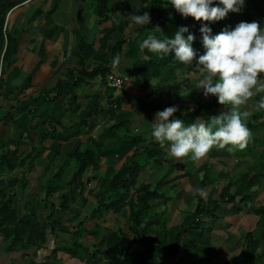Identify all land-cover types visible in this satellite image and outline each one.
I'll list each match as a JSON object with an SVG mask.
<instances>
[{"label": "crops", "instance_id": "0c3cea01", "mask_svg": "<svg viewBox=\"0 0 264 264\" xmlns=\"http://www.w3.org/2000/svg\"><path fill=\"white\" fill-rule=\"evenodd\" d=\"M141 2L112 0L108 16L98 21L94 0L1 1L0 22L5 23L6 34L1 51L6 52V61L0 86V264H87L86 258L66 250L74 242L69 234L78 231L79 223L85 231L79 228L78 241L90 253L122 242L116 216L101 213L105 221L99 224V216L88 218L93 207L79 205V200L73 205V220L71 214L58 211L51 219L42 182L80 142L99 141L101 155L107 154L102 162L113 170L119 157L125 156L123 149L130 147L121 140L124 130L141 131L140 117L131 104L114 105L115 99L125 98L129 86L109 90L100 72L93 73L106 67V76L112 74L111 50L118 41L122 43L120 71L134 81L135 64L141 60L138 29L142 25L132 24L128 14H142ZM84 109L91 116L78 134L71 126L79 123ZM117 121H125V128H116ZM90 128L95 132H89ZM60 204L59 195L56 207ZM125 233H130V227ZM146 248L139 240L133 251ZM131 264L141 263L133 260Z\"/></svg>", "mask_w": 264, "mask_h": 264}, {"label": "trees", "instance_id": "16d2710c", "mask_svg": "<svg viewBox=\"0 0 264 264\" xmlns=\"http://www.w3.org/2000/svg\"><path fill=\"white\" fill-rule=\"evenodd\" d=\"M94 1L95 6L93 11L99 21V19L101 20L108 16L109 2L112 0ZM258 1L264 3V0ZM258 10V2L256 0H245L243 8L239 12H235L239 14L238 18H234V15H231L230 11L221 20L208 22L196 20L191 16H182L170 5V0H150L147 5L150 23L144 24L138 29L139 36H141L140 42L149 34H153L157 38H171L179 27L186 26L188 32L195 36L192 46L198 56L204 53L202 35L199 31L202 24H207L214 35L225 27L230 29L239 22H248L252 19V14ZM2 25L3 21L0 22V52L3 46ZM156 27L160 30H157ZM187 34L184 33L185 36ZM121 44V42H115L111 50L112 56L120 53ZM141 51L143 58L135 64L134 81L130 83L125 91V98L119 97L114 100L116 107L121 106L123 103L131 104L138 112L141 125V131L137 134H130L126 129L122 133L121 140L127 141L130 147L123 149L125 156L123 158L119 157L118 161L120 163L115 165L113 170L109 171L108 167L104 166L102 162L103 157H107V154L101 155L102 152L98 150L99 141L95 143L80 142L70 154L65 155L61 159L55 172L46 176L42 182L43 199L46 206L51 208L50 214L48 215L51 219L57 211L59 214L72 215L71 211L74 207L75 200H78V195L83 194V200L86 197H92L94 200L93 209L88 217L89 219L93 220L101 213L106 214L110 212L118 218L117 221L120 223L121 228L119 227L117 232L122 238L129 236L130 239L124 248L120 243L110 248H104L103 250L95 248L90 253L78 241V238H80L78 231L79 228H82L81 223H79L77 225L78 231L69 234L73 236L74 242L66 246L67 252L69 254L78 252L77 256L81 260L86 258L87 264H131L133 260L139 261L141 264H151L156 261L175 257L181 248L180 254L173 264H264V248H262L264 245V234L260 238L259 247H261L258 250L254 244L252 245L254 239L252 232H243L242 243L239 247L241 248L240 251L237 254L229 256L222 263L221 260L223 259L221 257L224 254L222 248L211 245L210 242L203 246L201 245L202 242L200 243L199 241L201 240L200 236H204V231L208 227V225L204 226V220H201L199 216L207 215L212 224L215 225V223L221 222V219L215 213L221 208L222 204L229 205L231 203H237L241 205L240 209H244L245 205L253 200L252 195L264 184L263 162L257 165H248L243 162L244 165L240 168L238 166L239 161L234 166L237 172L231 171L233 174L223 176L220 183L213 184L216 181L214 180L216 177L214 166L217 164L214 162V165H211V161L207 159L208 162L204 163L200 183L197 187L203 190L207 185H212V187L222 185L218 192V200H213L211 194L206 196L207 202L212 204L211 207H205L204 201L200 194H198L195 208L193 210L178 212L182 217H180V221L177 224L173 225L167 224L168 219H166V213L156 212L154 210L162 204L159 202L160 200L163 201L167 198L163 191L166 182L162 180L161 174L153 180V183L143 180L140 175L148 173L146 169L148 165L150 167L153 165H157L158 167L164 166L167 164L168 159L166 158L165 163L163 160H160L165 155L164 153H167V149L161 148L157 142L150 141V139L152 140V123H148L147 119L144 118L145 111H150L155 114L157 111L166 108L158 102L157 96H162L166 93L170 97L173 91L179 90L188 82V78L179 75L181 78L177 77L169 85L168 83L167 85H163L160 81L162 80L161 77L164 71L173 75L176 70H179L180 66H185L197 72L200 77L202 76V70L201 66L196 64L195 58L191 65H185L177 61L172 53L167 55L159 54L160 56L155 59L154 56L156 53L149 52L147 49ZM5 58L6 52H4L3 63L6 61ZM107 71L106 67L103 69L98 67L93 73L99 74L100 72L103 77L102 82L107 85L105 82ZM152 81L157 82L154 87L151 85ZM143 84L145 87H142ZM108 88L109 90H115L114 87ZM261 95H264V92L251 97L255 110L248 112L249 115L246 123L250 131V137L245 146L243 148L232 145H226L224 147L231 154L239 152V154H243V157L251 156L254 146L262 140L258 131L264 128V119H262L264 109L258 110L256 108V103L259 101ZM209 96L206 99L201 95L197 96L196 102L192 105L185 103L186 101L184 99L182 100L175 96L174 100L177 102V111L173 114L175 116L174 118L183 120L185 125L194 122L207 123L211 116L220 114L226 106L217 103L214 96ZM168 106L174 105L168 103ZM239 110L244 111L241 108ZM90 116L91 112L89 109L81 110L79 123L71 126V129L76 130L78 134L82 133L87 127V121ZM125 123V121H117L114 123V126H117L116 128L118 129H123L125 128ZM146 135H148L149 140L144 139ZM81 146L84 148L81 149ZM157 156H160V158L157 159ZM141 157L144 160L143 162H140ZM183 163V161H180L176 165L179 171ZM167 165L169 167L171 164ZM88 172L89 174L85 179L84 176ZM20 186L23 188L25 183ZM85 189H87V193ZM81 190L84 191L80 193ZM59 195L61 196V204L56 207ZM239 197L240 200L236 201ZM167 202L168 200L163 201L164 204H167ZM79 205H82L80 200ZM250 213L257 217L255 228L259 230L263 229L264 232V204L259 205ZM73 219L74 216H70V220ZM127 224L130 227V233L128 234L123 231V227ZM153 224L157 226L155 230L152 228ZM24 225L26 224L24 223ZM35 229L37 230V226H35ZM144 229L146 232H153L154 238L147 242L142 240L141 233ZM83 231L85 230L82 228ZM139 240L142 246H147V248L142 252L135 253L133 251L134 245ZM83 252H88L87 256H84ZM96 255L100 256L97 258Z\"/></svg>", "mask_w": 264, "mask_h": 264}, {"label": "clouds", "instance_id": "9594fccd", "mask_svg": "<svg viewBox=\"0 0 264 264\" xmlns=\"http://www.w3.org/2000/svg\"><path fill=\"white\" fill-rule=\"evenodd\" d=\"M244 4L245 0H170V5L182 16L208 22L219 21L230 11L239 12ZM128 15L134 25L150 23L147 12ZM199 31L204 53L198 56L192 46L195 36L188 32L186 26L179 27L171 38L149 34L139 44L141 50L163 55L172 53L185 65H191L195 58L202 70V78L197 81L196 88L202 90L205 98L211 95L217 103L230 106L228 110L211 116L207 123L187 125L174 118L176 106H168L155 113L151 138L161 148L166 147L177 160L189 154L193 159L200 158L213 146L243 148L250 137L246 123L249 113L239 110V106L253 95L264 92V24L242 21L214 35L207 24H202ZM184 33L188 34L185 36ZM121 64V55H114L112 75L117 78V86L122 88L132 81L125 71H120ZM256 108L264 109V95L260 96ZM193 194L203 195V192L197 187Z\"/></svg>", "mask_w": 264, "mask_h": 264}, {"label": "rangeland", "instance_id": "374dc122", "mask_svg": "<svg viewBox=\"0 0 264 264\" xmlns=\"http://www.w3.org/2000/svg\"><path fill=\"white\" fill-rule=\"evenodd\" d=\"M258 2V11L254 12L252 14V19L249 20L248 22H252V21H257L260 24H264V3L259 2L258 0H256ZM147 1L142 0V2L140 3V8L144 9L145 11L143 12H147ZM231 15H234V18H238L239 14L235 13V12H231ZM110 16V15H109ZM160 55L159 54H155V59H157ZM143 58V53H141V59ZM179 75H181V77H186L188 78V82L185 83L179 90L173 91L172 94H170L167 96L166 93H164V95L160 96L158 95V102L160 104H162L163 107H167L168 103H172L174 106L177 105V102L174 100L175 96L178 97L179 99H184V101H186L185 103L188 104H194L196 102V97L201 95L202 97H204V95L202 94V90L201 89H197L196 88V84L197 81L199 79L202 78V76L199 77V74L197 72H194L192 70H190L189 68L185 67V66H180L179 70L175 71V74H169L168 72L164 71L163 75H162V80L160 81V83H162L163 85H168L170 83H172L175 79L181 78ZM155 83L157 82H152L151 85L155 86ZM145 87V85H143ZM153 86V87H154ZM188 91V93H186ZM181 97H179V96ZM172 96V97H171ZM210 97V96H208ZM207 97V98H208ZM205 98V97H204ZM206 99V98H205ZM187 104V105H188ZM228 107L230 106H225L224 107V111L228 110ZM239 108L243 109L244 111L247 112H253L255 110V107L253 105V102L251 101V98H249L244 104L240 105ZM146 112V116H147V122L149 123H153V120L155 118V114L152 113H147ZM56 115V113H54ZM145 118V117H144ZM262 119H264V116L262 117ZM133 122H136V118L133 120ZM203 123V122H202ZM104 126V125H102ZM101 126V127H102ZM89 132H95L94 128H90ZM259 136L261 137V141L258 142L254 148H253V154L251 156L248 157H243V154L239 152H234V154H231L230 151L228 152V150L225 148H219L217 146H213L208 150V153L204 154L202 157L200 158H196L193 159L191 154L185 156V157H181L179 158V160H177V158L172 157L168 151L166 150L167 153H164L165 155L162 156L160 158V156H157V159L160 158V160H163V162H166V158L168 159L167 164H171L169 167H167L168 165H164V166H151L148 165V167L146 168L147 170L149 169V173H144L142 176V179L145 181H149L150 183H153V180L161 174L162 180L165 181L166 183L164 184V193L165 196L167 197V199H165L164 201H167V204H164L163 201H159L160 204L157 209H154L156 212H164L167 214L166 219H168V225H173V224H177L180 221V217H182V215H180V212L186 211V210H193L196 206V201L198 198V194L194 195L193 194V190L195 188H197V186L200 183V177H201V173L204 169V163L208 162V160L211 161V165H214V162H216L217 165L214 166V170L216 172V177L214 180H216L213 184H217L220 183V181L222 180L223 176H226L228 174H233V172L231 171H235L237 172L236 168L234 169V166H236V164L239 162L240 168L243 167V162H245L248 165H257L260 162L264 163V128L259 129L258 131ZM81 149L84 148L83 146L80 147ZM158 148V147H157ZM164 149H167L166 147ZM258 153H261V155H259ZM104 159H106V157H103ZM263 158V159H262ZM208 159V160H207ZM235 160H237L235 162ZM143 158H140V162H143ZM183 161L184 163L181 164V169L179 171V169H177L176 165L180 162ZM163 164V163H161ZM145 169V171H146ZM192 171V172H190ZM89 172L84 176V178L86 179V177L88 176ZM93 186V184H92ZM222 185H217V186H213L212 185H207L203 190V195H200L202 200L204 201V206L206 207H211L212 204L207 202V198L206 196L211 194V198L213 200H218V192L220 190V187ZM66 191V190H65ZM81 190L80 193H82ZM86 193H87V189H85ZM85 193V194H86ZM82 195L80 194L78 195V200H80L81 204L82 203H87L89 204L88 206L90 208H92V203L94 202V200L92 199V197H89L84 199L86 201H83L82 199ZM81 196V197H80ZM253 200L251 202H249L248 204L245 205L244 209H240V204L237 203H231L229 205H223L221 206V208H219L216 211V216H218V218L221 219L220 223H215L212 224V222L210 221V218L207 215H202L199 216V218H201V220H204V226L208 225V227L206 228V230L204 231V236L203 235H199L201 240L200 243L202 242L201 245L204 246V244L206 243H211V245L217 246L219 248L223 249L224 254L222 255L221 259V263L227 259L229 256L237 254L241 248L240 245L242 243V233L243 232H252V235L254 236L252 245L254 244L256 248H259L260 245V238L262 237V235L264 234L263 229L259 230L255 228V223L257 221V217L255 215H252L250 212L257 208L259 205L264 204V184L259 188V190L254 193L253 195ZM240 197L236 199V201H239ZM75 205V203H74ZM81 207V206H80ZM156 208V207H155ZM74 207L72 209L71 212L74 211ZM80 209V208H79ZM179 212V213H178ZM101 218V216H99ZM100 221V222H99ZM99 224H102V222L105 221L104 218L99 219ZM151 221V220H150ZM108 226L112 227V222L111 220H108ZM154 223V222H153ZM117 226V222H115V224L113 225V227ZM143 226V225H142ZM141 226V227H142ZM211 226V228H210ZM121 228V226L119 225L118 228ZM156 224H153L152 228L155 230L156 229ZM210 228V229H209ZM145 230V229H144ZM151 230V229H150ZM210 230V231H209ZM124 231L127 232L129 231V227L128 225L126 227H124ZM38 232V231H36ZM150 232H148L146 235L145 234H141V238L142 236L144 237L142 240L144 241H149L152 238H154V235L149 234ZM119 234V233H118ZM120 235V234H119ZM129 236L128 237H123L121 240V245H125L128 243L129 240ZM257 240V241H256ZM84 242V241H82ZM65 243H67V241H65ZM64 243V244H65ZM36 247V246H35ZM243 247V246H242ZM38 248V247H37ZM262 248H264V245L262 246ZM36 249V248H33ZM78 251V250H77ZM76 251V252H77ZM78 253V252H77ZM100 255H96V257L98 258ZM171 259H166V260H162V261H157L156 263L158 264H170ZM239 264V263H237Z\"/></svg>", "mask_w": 264, "mask_h": 264}, {"label": "built area", "instance_id": "2783aa9c", "mask_svg": "<svg viewBox=\"0 0 264 264\" xmlns=\"http://www.w3.org/2000/svg\"><path fill=\"white\" fill-rule=\"evenodd\" d=\"M2 32H3V37L6 41V34H5V23L3 22V25H2ZM3 60H4V50L0 52V86H1V82H2V77H3ZM106 83L110 86V87H114L116 89H123L124 87H119L117 86V83H116V77H114L112 74H108L106 77ZM180 251H181V248L179 249V252L176 254L175 258L173 259V261H175L179 254H180Z\"/></svg>", "mask_w": 264, "mask_h": 264}]
</instances>
